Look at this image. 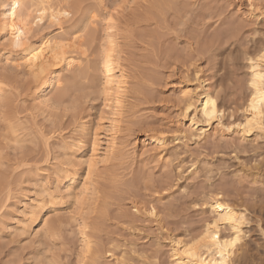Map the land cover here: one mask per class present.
Returning <instances> with one entry per match:
<instances>
[{"label":"rangeland","instance_id":"obj_1","mask_svg":"<svg viewBox=\"0 0 264 264\" xmlns=\"http://www.w3.org/2000/svg\"><path fill=\"white\" fill-rule=\"evenodd\" d=\"M43 1L65 17L53 21L50 9L40 16L41 6L24 0L19 12L32 25L30 40L77 36L80 45L67 51L81 68H58L62 82L44 108L32 75L15 66L21 61L1 29L10 2L0 0L8 5L0 7V264H82L83 231L92 248L84 264H168L170 239L197 238L213 218L204 203L216 194L247 211L248 252L238 264H264V169L254 170L264 164V135L243 141L213 123L193 140L181 114V90L189 87L217 98L224 125L230 114L242 119L248 59L264 45V0ZM108 13L128 88L115 153L91 178L97 205L89 214L79 193L92 150L99 141L102 152L106 136L101 50ZM159 137L163 152L152 141ZM77 169L69 191L63 183ZM35 208L42 219L32 226Z\"/></svg>","mask_w":264,"mask_h":264},{"label":"bare ground","instance_id":"obj_2","mask_svg":"<svg viewBox=\"0 0 264 264\" xmlns=\"http://www.w3.org/2000/svg\"><path fill=\"white\" fill-rule=\"evenodd\" d=\"M9 2V9L4 13L1 29L8 37V48L13 50V52H17V58H19V62L21 61L22 63H17L15 66L17 65V67H20L23 65L26 72L32 75L31 77L34 79L36 95L42 100L41 104L43 107L47 108V96H49L56 87H59L62 82H60L59 77V79H57L58 68L61 66H65V68L72 67L73 64L76 63V60L69 56L67 51L68 48L78 47L80 43L76 38L77 36H73L70 40H68L66 36L60 37L59 39H55V37V40H51L53 38L49 39L44 36L38 41H31L30 34L32 25L30 22L25 21L22 14L19 12L21 6L24 4V0H9ZM44 3L46 4L43 0H34L32 4L41 6ZM47 5L48 6L38 7L39 9L36 10L40 12V16L41 14L43 15L47 9L52 7H49V4ZM49 13L50 19L55 22H58L63 16L65 17V13L57 7L50 9ZM90 16V20L96 18L93 13ZM106 20V49L101 50L102 66H104L103 72L105 73V77L103 76L104 84L102 85V102L105 117L102 116L103 118L101 117V119H103L102 124H106V136L104 139V147L102 148L103 150L101 149L102 152L100 151L99 153L98 151L99 141L98 143L95 142V147L87 162V182L83 184L79 193V197L81 196V200H79L80 207L83 208V206L86 205L84 209L88 208L89 214H91L92 210H94L97 205V192H95L93 176H95L98 167L100 165L104 166V164L107 165L108 160H111L110 158L115 153L117 137L120 135L121 116L124 111V97L126 96L125 93L128 88L126 73L117 65V59L115 60V48L118 45L117 36L113 33V15L109 14ZM58 32H62L60 27L58 28ZM4 56H6L5 60L6 58L8 59L10 52L4 53ZM255 57V59H248V71L250 75L248 85L250 93L246 100V104L242 108L243 117L239 121L234 119L233 114H228L229 117H227L230 121L228 120L229 122L224 125L222 122L226 115V110L218 106L217 98L206 90H203L199 95L196 94L197 92H195V90L189 87H185L181 90V101L183 104L181 114L184 118L185 116L187 117L188 127L192 132L190 136L193 140L195 139L198 141L202 139L206 135L207 129L210 128L213 123H217V125L228 132L235 130L243 141L250 140L251 137H254L253 141H255L259 139L260 136L264 135V102H262L264 101V79H261V77H264V69L261 64L264 60V45L260 54ZM16 61L18 62V60ZM75 67L79 69L81 68V64L76 63L74 68ZM152 141L156 147L161 149L162 152L164 151L163 149L166 145L163 137L155 138ZM258 163L259 164L254 167L256 173L264 169V164H261L260 161H258ZM192 171H194V167H190L188 173ZM78 174L79 169L75 170L71 177L63 183V185L68 184L69 191H71L70 189L75 185ZM92 177L93 180L91 179ZM204 204L207 205L210 213L213 214V218L202 226L201 233L195 239L189 241L175 238L170 239L171 260L168 264H238L246 259L245 254L248 251L247 242L244 239L246 233L243 231V228L247 222V211L229 205L222 200L220 194H216L213 197L210 196ZM80 207L79 209H81ZM154 210L155 209H151V211H149L150 217L155 218L156 212ZM30 211L27 219H29L30 224L33 226L42 219V210L38 208ZM86 225L87 224H84L82 229L87 228ZM221 228H225L228 234H222ZM82 233L83 236H81L84 240V247H82L83 250L80 251L83 252L81 262L84 264L92 248L90 240L85 237V231ZM213 237H216V239H213ZM189 252H191L192 255H188L187 253Z\"/></svg>","mask_w":264,"mask_h":264},{"label":"snow or ice","instance_id":"obj_3","mask_svg":"<svg viewBox=\"0 0 264 264\" xmlns=\"http://www.w3.org/2000/svg\"><path fill=\"white\" fill-rule=\"evenodd\" d=\"M0 7H5V8H7L8 5H0ZM261 79H264V77H261ZM262 102H264V101H262ZM213 103H215V102H213ZM213 239H216V237H213ZM187 254H188V255H192L191 252H189V253H187Z\"/></svg>","mask_w":264,"mask_h":264}]
</instances>
